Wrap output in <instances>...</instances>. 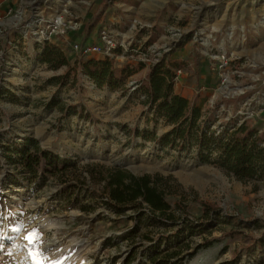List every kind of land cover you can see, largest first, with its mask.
<instances>
[{
	"label": "rangeland",
	"instance_id": "1",
	"mask_svg": "<svg viewBox=\"0 0 264 264\" xmlns=\"http://www.w3.org/2000/svg\"><path fill=\"white\" fill-rule=\"evenodd\" d=\"M100 12L84 47H102L106 31L117 49L83 57L73 46H82L87 23ZM47 47L71 66L110 57L135 74L116 91L76 71L65 84L52 83L67 68L42 61ZM159 63L179 77L175 92L196 101L208 126L248 121L264 131V0H0V264H147L161 238L192 249L226 234L186 264L235 256L240 264H264V246L247 244L264 231V182L237 180L202 162L195 147L155 141L173 127L149 111L139 86ZM27 139L68 165L33 178L6 154ZM110 169L162 180L177 221L196 222L202 203L220 215L213 228L172 237L180 226L158 213L135 203L122 214L108 206L104 183L91 176ZM17 240L20 260L9 249Z\"/></svg>",
	"mask_w": 264,
	"mask_h": 264
},
{
	"label": "trees",
	"instance_id": "2",
	"mask_svg": "<svg viewBox=\"0 0 264 264\" xmlns=\"http://www.w3.org/2000/svg\"><path fill=\"white\" fill-rule=\"evenodd\" d=\"M107 1L103 0L105 3ZM100 17L101 12L94 15L87 23L82 48L90 39ZM42 61L56 69L67 68L64 75L51 80L56 84H65L71 78L72 72L76 71L75 76L79 77L80 73H83L94 82L97 88H109L116 91L122 89L128 79L135 74L131 67H116L115 61L110 57L86 60L83 58L71 66L62 51H53L49 47L44 50ZM174 77L172 69L162 68L159 63L149 69L146 80H143L139 86L144 92L146 98L144 104L149 111H155L173 127L162 136H154L157 144L180 151L195 147L202 162L215 165L237 180L264 182V131L253 127L248 121L234 123L232 127L222 125L219 130L214 126H208L203 120L202 109L196 101L175 92ZM2 95L4 92L0 90V97ZM135 134L141 136L137 130ZM142 134L147 138L145 131ZM25 142L24 146L17 143L9 145L6 148V154L12 164L24 167L33 178L37 174L45 176L47 173H57L60 165L64 167L68 165V160L61 159L52 152L40 150L33 139H27ZM13 155L17 159H13ZM91 179L104 183L103 194L106 203L119 214L126 211L130 204L135 203L141 209H149L153 213H158L159 217H166L168 223L180 226L172 237H178L183 230L187 231V229L195 232L205 226L213 228L212 221L218 218L221 212L216 205L202 203V216L195 220L196 222H189L185 218L177 221L171 205L166 201L168 187L167 185L161 187L162 180H154L148 176L135 177L123 169H110L106 175L99 172L96 176L92 175ZM73 188V185H69L66 190L71 191ZM226 236L227 234L218 238L205 239L192 249L190 245L181 242L171 247L169 246L170 237H164L168 240L167 242L161 238L150 247L153 254L147 264H186L201 250L211 248ZM248 241L249 249L254 246H264V231L258 237H249ZM130 263L131 259H127L123 264ZM220 264H240V261L235 256Z\"/></svg>",
	"mask_w": 264,
	"mask_h": 264
},
{
	"label": "built area",
	"instance_id": "3",
	"mask_svg": "<svg viewBox=\"0 0 264 264\" xmlns=\"http://www.w3.org/2000/svg\"><path fill=\"white\" fill-rule=\"evenodd\" d=\"M102 40H103L102 47L91 45L82 48L81 45L74 44L73 49L77 54H80L83 57L94 53L103 54V55L113 54L114 51L117 49L116 47L117 45L114 43L112 38L109 37L108 32L103 31ZM179 73H181V71ZM177 79H179V77L175 76L174 80L177 81Z\"/></svg>",
	"mask_w": 264,
	"mask_h": 264
},
{
	"label": "bare ground",
	"instance_id": "4",
	"mask_svg": "<svg viewBox=\"0 0 264 264\" xmlns=\"http://www.w3.org/2000/svg\"><path fill=\"white\" fill-rule=\"evenodd\" d=\"M11 246H12V248H10V246H9V249H14L15 250V253L18 256L19 260L23 259V257L25 256V253H20V249L21 248L19 247L20 246L19 240L13 241ZM30 257L34 261V254L33 253L30 254Z\"/></svg>",
	"mask_w": 264,
	"mask_h": 264
},
{
	"label": "crops",
	"instance_id": "5",
	"mask_svg": "<svg viewBox=\"0 0 264 264\" xmlns=\"http://www.w3.org/2000/svg\"><path fill=\"white\" fill-rule=\"evenodd\" d=\"M90 58L101 59V58H96V57H93V56L88 57V59H90ZM180 95L183 96V97H185V98H188V99H189V97H187V95H184V94H180ZM25 141H26V140H23V143H22L21 145L24 146V144L26 143ZM24 142H25V143H24ZM66 154H68V153H66ZM52 174H55V173H52ZM37 175H39V174H37ZM40 177H41V176H40ZM44 177H47V175L44 176ZM44 177H43V179H44Z\"/></svg>",
	"mask_w": 264,
	"mask_h": 264
},
{
	"label": "water",
	"instance_id": "6",
	"mask_svg": "<svg viewBox=\"0 0 264 264\" xmlns=\"http://www.w3.org/2000/svg\"><path fill=\"white\" fill-rule=\"evenodd\" d=\"M122 167H124V168H125L126 166H122Z\"/></svg>",
	"mask_w": 264,
	"mask_h": 264
}]
</instances>
